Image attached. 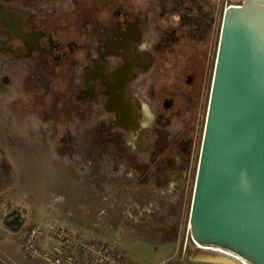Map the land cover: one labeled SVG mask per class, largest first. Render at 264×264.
<instances>
[{"label":"rangeland","instance_id":"374dc122","mask_svg":"<svg viewBox=\"0 0 264 264\" xmlns=\"http://www.w3.org/2000/svg\"><path fill=\"white\" fill-rule=\"evenodd\" d=\"M113 1V12L121 13L113 33L133 28L134 52L129 58L124 51H116L118 56L109 58L112 50L102 49L101 61L97 63L106 64L108 58L109 70L132 58L136 60L134 66L145 70L138 76L132 72L130 78V100L139 110L138 120L131 128L120 126L118 119L109 115L110 110L98 104L99 99L92 104L87 98L83 105L76 103V96H85L80 90L76 92L85 76L80 69L66 77V86L61 89L54 74L31 71L27 61H12L7 36L0 32V132L25 130L33 133L34 141V157L29 156L30 160L33 157V168L24 167L21 173L20 163L16 161L17 170H0L3 176L17 171L19 179L31 181L21 186V189L26 187L25 192L17 193L19 207L22 211L29 209L26 200L32 192L28 190L38 187V192L33 193H40L39 185L43 183L50 198L61 195L65 199L62 206L55 208L48 207L46 202L50 217L61 221L64 207L93 213V222L88 218L80 222L86 227L88 237L108 240L117 246L113 241L120 225L116 217L121 211L131 214L137 220L134 222L141 225V237L127 236L121 240V256L126 259L159 262L177 254L183 257L182 264L225 261L261 264L247 252L200 238L193 214V196L224 16L230 10L243 11L249 5L264 13V0ZM68 8H72L70 0L65 1V9ZM140 55L147 58L146 65L141 63ZM202 59L207 65L208 81L198 105V119L191 118L196 109L194 100H188L187 112L177 109L169 117L160 110L155 95L157 89L164 90L159 88V81L170 74V68L178 65V61H192L189 62L192 64ZM139 88L140 97H137L133 93ZM146 92L151 95L147 96ZM169 104L165 102L166 107ZM182 133L183 137L177 139ZM0 137L4 144L7 138L2 133ZM7 140L12 144L10 138ZM24 143L17 144L24 146ZM57 162H61L63 171L59 177L53 167ZM10 164L15 165L14 161ZM84 195L89 196L88 200ZM9 196L4 199L8 201ZM65 197H69L67 201ZM111 218L115 220L114 230L110 228ZM22 229L17 236H22Z\"/></svg>","mask_w":264,"mask_h":264},{"label":"water","instance_id":"95a60500","mask_svg":"<svg viewBox=\"0 0 264 264\" xmlns=\"http://www.w3.org/2000/svg\"><path fill=\"white\" fill-rule=\"evenodd\" d=\"M200 238L264 264V13L223 19L193 196ZM19 231V214L5 221Z\"/></svg>","mask_w":264,"mask_h":264},{"label":"flooded vegetation","instance_id":"af4514ba","mask_svg":"<svg viewBox=\"0 0 264 264\" xmlns=\"http://www.w3.org/2000/svg\"><path fill=\"white\" fill-rule=\"evenodd\" d=\"M65 1L0 0V32L7 36L9 57L14 62L27 61L31 71L54 74L58 83L62 85L61 89L66 86V77L80 69L85 76H83L84 81L81 80L77 86L76 92L80 90V93L85 94V98L80 95L76 96L74 98L76 103L83 105V101L87 98L92 104L99 99L98 104L106 106L109 97L101 77L91 82L92 92L90 94H86L83 89L88 87L86 74L93 67L102 64L103 72L112 75L129 60L122 59L120 65L109 70L107 69V64L110 63L108 58L104 61L106 64L97 63L101 61L102 49L110 52V49L105 46V40L109 35L114 34L120 22L121 13L113 12L112 8L115 6L113 0H70L72 8L68 9H65ZM126 20L131 22L128 18ZM132 22L135 21L132 20ZM116 51L124 50H112L113 53L108 57L118 56ZM125 53L130 58L131 54ZM133 62L135 64L136 60L134 59ZM178 63L170 68V74L163 81H159V88L163 87L164 90L157 89L155 95L159 99L160 110H164L169 117H172L177 109H181L184 113L187 112L188 100L196 101V109L191 113V118L195 121L198 119V105L202 102L208 81L207 65L198 64L191 72L185 62L178 61ZM132 72L134 76H138L145 70L142 66L133 65ZM112 80L116 81L111 78ZM130 80L125 84V96L129 99ZM138 94L140 95V88L139 91L133 93L140 97ZM142 94L143 97L146 96L144 91ZM150 95L148 92L147 96ZM166 101L170 102L167 107L165 106ZM109 115L115 116L116 119L119 118L115 111H109ZM141 116H144L142 107ZM207 116L208 107L204 132ZM182 135L183 133L179 134L177 139H181Z\"/></svg>","mask_w":264,"mask_h":264},{"label":"crops","instance_id":"0c3cea01","mask_svg":"<svg viewBox=\"0 0 264 264\" xmlns=\"http://www.w3.org/2000/svg\"><path fill=\"white\" fill-rule=\"evenodd\" d=\"M0 133H2L3 137L7 139L10 138L12 142V144H9L8 140L6 139L3 144L2 143L3 139H1L0 137V170L2 168L17 170L18 169L17 162L20 163L19 165L21 168V173L24 167L26 169L28 167L29 170H30L29 166L33 168V157H34V149L32 148L34 142L33 133L25 130L23 131L15 130V131H9L8 133L7 132H0ZM19 133L21 134L19 135ZM20 137H23L24 140L19 139ZM18 141L20 142L24 141L25 145L24 146L18 145L17 144ZM30 155H33V157H31V160L29 159ZM4 158H6V160H3L2 162V159ZM11 161H14L15 165L10 164ZM60 166H61V162H57L55 165H53L54 169L57 172L56 174L58 177L61 176L63 173V171H61ZM25 183L26 185H28L31 183V181L26 179V181L24 182L22 179H19L17 171H12V173L10 172V176H3L0 172V264L25 263V258L21 252V246H20L21 236L20 237L17 236L19 231L11 230L5 224V221L11 218L9 216L12 213L17 212V214H19L22 219V225H23L24 223H26L25 222L26 218H27L26 220L30 222L31 220H34L35 217L43 216L47 214L46 202L49 200L50 195L48 192H46L48 191L47 185L46 188L45 187L43 188L42 185L43 183L39 185L40 187L42 186L41 190L39 191L40 193H37L38 187L34 191L28 190L29 193L32 192L31 195L28 193L29 195H27L28 198L26 200L29 203V209L25 211L21 210V208L19 207L20 205H18L19 196H17V193L18 191L25 192L27 190L26 187L21 189V186H24ZM35 191H37L36 192L37 194H34ZM9 195H11V199H8V201H6V199H4V196L10 197ZM88 197L89 196L84 195V198L86 200H88ZM65 198L67 201L69 197H65ZM78 199L81 200L82 198H78ZM77 208L80 207L77 206ZM126 213L121 211L120 216L116 217V220H118V222L120 223L119 226L116 225L117 228L119 227V230L116 231V233L119 236L116 234L117 237H115L114 235L113 241L116 243L117 250L119 251L120 254L121 251H120L119 243L122 242L121 241L122 239L127 238V236L131 238L141 237V225L134 222L137 220L132 219L131 214L127 215ZM60 214L62 218L60 219L61 223L68 226L71 231L83 235L86 234L87 229L86 227L80 225V222H83L84 219L87 218H88L87 220H91V222H93L95 218L92 212L89 215L86 214L84 211H82V209L71 210L69 209V207L68 208L64 207L61 210ZM113 218L115 219V216ZM114 219L112 218L110 219L113 222L110 228H112L113 230H114L113 227H115ZM112 229L111 232H113ZM85 236H88V234H86ZM43 246L45 248H51L52 242L45 241L43 243ZM36 264H46V263L42 260H39L37 261Z\"/></svg>","mask_w":264,"mask_h":264},{"label":"built area","instance_id":"2783aa9c","mask_svg":"<svg viewBox=\"0 0 264 264\" xmlns=\"http://www.w3.org/2000/svg\"><path fill=\"white\" fill-rule=\"evenodd\" d=\"M64 201L61 195L51 196L48 207L62 206ZM21 229L24 264H36L39 260L46 264H182L183 260L177 254L159 262L141 263L136 259H126L112 242L73 232L48 214L24 223ZM45 241L52 242V247L45 248Z\"/></svg>","mask_w":264,"mask_h":264},{"label":"bare ground","instance_id":"6f19581e","mask_svg":"<svg viewBox=\"0 0 264 264\" xmlns=\"http://www.w3.org/2000/svg\"><path fill=\"white\" fill-rule=\"evenodd\" d=\"M134 35V29H127V31L111 34L105 40V46L110 50L122 49L128 54H132L133 47L135 45V39H132ZM141 63L146 65L148 60L144 55H140ZM134 65L133 59H129L121 67H119L112 75L105 74L103 72V65L99 64L90 69L86 74V81L88 84L85 90L86 94L92 92V81L101 77L107 88V95L109 97L106 103V109L115 111L118 113V124L125 128H131L135 126L139 110L135 104L125 96V84L132 77V67ZM111 78L116 80L113 82ZM223 264H233L232 262L225 261Z\"/></svg>","mask_w":264,"mask_h":264},{"label":"trees","instance_id":"16d2710c","mask_svg":"<svg viewBox=\"0 0 264 264\" xmlns=\"http://www.w3.org/2000/svg\"><path fill=\"white\" fill-rule=\"evenodd\" d=\"M251 7H252V5H249L246 9H243V12H248L250 9H252ZM132 20L133 19H131V21ZM183 61H185L186 65H188L190 67L189 69H190L191 72L195 68L196 65L201 64V63H205V60L204 59L198 60V61H196V62H194L192 64H189V62H192V61H188V62H187V60H183ZM16 214H17V212H14L9 217H13Z\"/></svg>","mask_w":264,"mask_h":264}]
</instances>
